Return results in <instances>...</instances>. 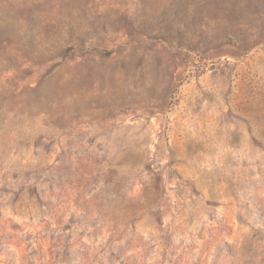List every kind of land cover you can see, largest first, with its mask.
Instances as JSON below:
<instances>
[{"label": "rangeland", "instance_id": "1", "mask_svg": "<svg viewBox=\"0 0 264 264\" xmlns=\"http://www.w3.org/2000/svg\"><path fill=\"white\" fill-rule=\"evenodd\" d=\"M0 264H264V0H0Z\"/></svg>", "mask_w": 264, "mask_h": 264}]
</instances>
